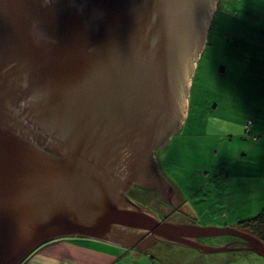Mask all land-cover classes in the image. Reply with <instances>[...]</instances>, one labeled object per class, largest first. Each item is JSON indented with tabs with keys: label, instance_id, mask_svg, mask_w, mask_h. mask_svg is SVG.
<instances>
[{
	"label": "water",
	"instance_id": "water-1",
	"mask_svg": "<svg viewBox=\"0 0 264 264\" xmlns=\"http://www.w3.org/2000/svg\"><path fill=\"white\" fill-rule=\"evenodd\" d=\"M218 1L0 0V264L63 239L264 257L250 233L162 219L128 194L175 205L156 154L186 120ZM225 236L239 241H202Z\"/></svg>",
	"mask_w": 264,
	"mask_h": 264
},
{
	"label": "crops",
	"instance_id": "crops-1",
	"mask_svg": "<svg viewBox=\"0 0 264 264\" xmlns=\"http://www.w3.org/2000/svg\"><path fill=\"white\" fill-rule=\"evenodd\" d=\"M255 9L256 27L243 39L249 42L247 49L244 53L235 49L223 52L222 63L213 72L220 99L213 103V117L207 122V130L218 140L221 149L214 151L216 159L204 173L209 181L189 190L187 197L181 194L183 182L171 180L165 173L168 184L177 192L175 205L182 208L188 218H195L206 226L238 229L239 223L264 210V27L261 26L264 0L256 2ZM222 15L224 19L225 13ZM211 53L214 59L216 52ZM189 151L182 146H172L165 152V158L180 164L196 160L203 166L208 164L204 157ZM197 197L204 204L194 209L188 200ZM208 208L209 214L205 215ZM175 215L179 214L175 211ZM221 220L223 224L218 223ZM209 221L213 225H209ZM230 238L218 245L206 241L204 244L219 246L238 241ZM236 247L244 246L237 244ZM234 252L237 253L234 256L205 254L193 248L159 244L152 252L144 253L138 246L130 249L98 241L63 239L42 247L26 264H264V257L252 251Z\"/></svg>",
	"mask_w": 264,
	"mask_h": 264
},
{
	"label": "rangeland",
	"instance_id": "rangeland-1",
	"mask_svg": "<svg viewBox=\"0 0 264 264\" xmlns=\"http://www.w3.org/2000/svg\"><path fill=\"white\" fill-rule=\"evenodd\" d=\"M259 0H219L216 7V12L214 15V21L210 25L206 47L201 54L199 61L197 62V72L192 80V89L188 96V110L186 113V120L179 131L170 142L163 149L158 152V164L161 171L167 174V178L174 180L178 179L183 182V188L181 194L188 197L189 190H195L204 186L209 179L205 176V172L210 168L216 159L214 151L221 149L218 140L210 136L207 130L209 122L213 117V103L220 99V94L217 89V80L214 75V71L218 69L221 65V54L223 52H229L235 49V52L244 53L247 49L249 42L244 41L245 34L249 31H254L255 25V3ZM226 12L227 15L224 19L221 17V13ZM262 12V10H260ZM264 15V14H263ZM261 26L264 27V20L261 22ZM253 49V47H250ZM215 51V58H211V52ZM209 53V54H208ZM172 146H182L186 150H190L196 156L204 157L208 164L203 166L196 161H184V164H180L177 160H167L165 158V152L172 149ZM226 150V148H225ZM189 152H186L187 154ZM186 154V155H187ZM220 154V153H219ZM137 186L131 188L128 192L131 197ZM157 194L156 192L154 193ZM153 195V194H151ZM205 196L204 194L202 197ZM164 196L157 194L152 202V205H156V201L159 205L156 208L166 211L168 209L167 205L160 203ZM192 208L203 207L204 201L198 200L197 198H192L188 200ZM172 205L175 211L179 215H173L172 220L182 221L186 220L188 223L196 224L202 227L205 224L198 223L195 218H188V214L179 211V206L169 203ZM176 204V203H175ZM219 204H223L220 203ZM210 205V204H209ZM208 208L205 211V215L209 214ZM174 213V212H173ZM175 214V213H174ZM165 216L163 219L170 218ZM223 224L222 220L218 222ZM209 225L211 222L209 221ZM228 236L210 238L209 242L214 245H218L219 242L223 240H230ZM170 246V245H169ZM227 256H234L237 253L234 251L221 253Z\"/></svg>",
	"mask_w": 264,
	"mask_h": 264
},
{
	"label": "flooded vegetation",
	"instance_id": "flooded-vegetation-1",
	"mask_svg": "<svg viewBox=\"0 0 264 264\" xmlns=\"http://www.w3.org/2000/svg\"><path fill=\"white\" fill-rule=\"evenodd\" d=\"M160 152V151H159ZM138 188V187H137ZM139 190H141L142 192H146V193H144V194H142L141 192H139V191H136L135 190V193L131 196V198L134 200V201H136V202H138V203H141L142 205H144V206H146V207H149V208H151L152 210H154L156 213H158V215L163 219V218H165V216H168V215H170L169 217L172 219V216L173 215H175L174 213H175V210H174V208L172 207V205H170L168 202H165L163 199L161 200V202L160 203H164L165 205H167V207H168V209L166 210V211H163V210H161V209H158V208H156V206L157 205H159L158 203H157V201H158V199L157 198H155V196H157V194H162L163 196H164V193H163V191H161V190H158V191H156V193L157 194H155V196H154V193H151L152 191H146V190H142V189H140V188H138ZM172 193V189H171V192H169V196H170V194ZM151 194H153V195H151ZM163 198V197H162ZM157 200L156 201V205L154 204V205H152V202H153V200ZM164 201V202H163ZM161 205H159V207H160ZM174 212V213H173ZM177 212V211H176ZM171 214H172V216H171ZM167 219H168V217H167ZM78 240H83V239H78ZM144 240L145 239H143L141 242H140V246H142V247H144ZM238 240V239H237ZM202 241L203 242H209V239H202ZM239 241V240H238ZM160 245H167V244H163V243H161ZM157 247H158V245H156ZM155 246V247H156ZM155 247L153 248V249H155ZM147 249H149L148 247H147ZM150 250V249H149ZM153 250L151 249V251L150 252H152Z\"/></svg>",
	"mask_w": 264,
	"mask_h": 264
},
{
	"label": "trees",
	"instance_id": "trees-1",
	"mask_svg": "<svg viewBox=\"0 0 264 264\" xmlns=\"http://www.w3.org/2000/svg\"><path fill=\"white\" fill-rule=\"evenodd\" d=\"M224 13L225 15H227L225 11L223 12V14ZM221 16L224 17L222 13H221ZM136 191H139L142 194L146 193L145 191L142 192L139 189H137ZM151 193H154V192H151ZM179 211L183 212V209L180 208ZM238 229L244 232L250 233L264 242V210L256 217L239 223Z\"/></svg>",
	"mask_w": 264,
	"mask_h": 264
}]
</instances>
